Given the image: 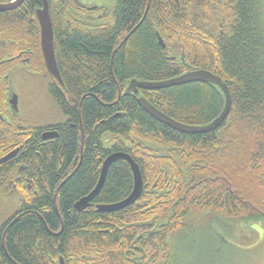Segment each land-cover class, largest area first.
<instances>
[{"label": "trees", "instance_id": "trees-1", "mask_svg": "<svg viewBox=\"0 0 264 264\" xmlns=\"http://www.w3.org/2000/svg\"><path fill=\"white\" fill-rule=\"evenodd\" d=\"M47 2L63 82L50 81L49 92L65 120L24 125L0 106V160L21 148L0 165V199L19 200L0 224V264H171L176 237L203 224L221 219L240 230L264 222V0H113L108 8ZM43 4L25 0L0 13V63L21 49L42 61ZM198 69L225 81L232 98L225 124L209 134L171 129L138 97L179 123L203 126L222 112L216 87L124 90L133 79L159 82ZM3 95L0 83V103ZM47 131L58 136L43 141ZM115 153L138 165L141 198L119 212H98L133 191L132 169L120 160L79 213L76 203L95 189Z\"/></svg>", "mask_w": 264, "mask_h": 264}, {"label": "rangeland", "instance_id": "rangeland-1", "mask_svg": "<svg viewBox=\"0 0 264 264\" xmlns=\"http://www.w3.org/2000/svg\"><path fill=\"white\" fill-rule=\"evenodd\" d=\"M81 1L90 7L108 8L113 5V0ZM13 89L17 96V119L24 125L44 126L65 120L45 82L26 80ZM18 204L15 197L0 199V224ZM204 225L176 237L171 264H264V222L252 223V226L245 224L240 230L234 224L232 231L222 226L219 229L216 224ZM253 231L259 234V238L255 236L253 239ZM247 250L249 252H245Z\"/></svg>", "mask_w": 264, "mask_h": 264}, {"label": "water", "instance_id": "water-1", "mask_svg": "<svg viewBox=\"0 0 264 264\" xmlns=\"http://www.w3.org/2000/svg\"><path fill=\"white\" fill-rule=\"evenodd\" d=\"M24 2L25 0H12L10 3L0 4V13H5V12L18 9L24 4ZM148 10H149V7L145 13L144 19L146 18ZM37 19H38L40 31H41V50H42V54L44 57L47 70L49 74L60 83V85H63V82H62V79H61V76L58 70L56 56H55L54 31H53V25H52V21L50 17L49 4L47 0H44L43 8L37 12ZM159 42L162 48L165 49L166 45L161 37H159ZM4 62L5 61H3V63ZM191 83H205V84L212 85L216 87L222 95V98H223L222 112L216 119H214L212 122H210L207 125L190 126V125L179 123L175 121L174 119L168 117L167 115L163 114L162 112H160L142 95L138 97V103L143 108V110L147 114H149L152 118H154L158 122L182 134L205 135V134H209L211 132L217 131L225 124L230 114L231 107H232V98H231L230 90H229L227 83L223 81L220 77H218L217 75L213 74L212 72L208 70H204V69L191 70L180 76H177L172 79L165 80V81H159V82H149V81H144V80L133 79L128 82L127 87L124 90L126 94L139 95L140 91H159V90L168 89V88H172L176 86L187 85ZM11 98L12 99H11L10 104L12 106V110L15 113H17L18 111L17 96L15 95L14 90L11 93ZM0 119H3L1 114H0ZM57 136H58L57 132L47 131L42 135V140L43 141L52 140L56 138ZM20 150L21 148L19 147L15 149L14 151H12L11 153H9L4 158H2L0 160V165H3L11 161L13 158L16 157V155L19 153ZM120 160L126 161L132 169L133 178H134L133 191L130 194V196L123 201H120L118 203L111 204V205L97 206L98 212L107 213V214L119 212L121 210H124L134 205L141 198L142 193H143V178H142V174L140 172L138 165L128 154L115 153V154L108 156L103 162L100 178H99L98 184L95 187V189L88 196L82 198L80 201L76 203L75 209L79 213L84 212L91 206L93 201L100 194L105 184L106 177H107L110 167L114 163ZM60 264H64L63 260L60 261Z\"/></svg>", "mask_w": 264, "mask_h": 264}, {"label": "flooded vegetation", "instance_id": "flooded-vegetation-1", "mask_svg": "<svg viewBox=\"0 0 264 264\" xmlns=\"http://www.w3.org/2000/svg\"><path fill=\"white\" fill-rule=\"evenodd\" d=\"M40 52H41L42 61L40 60L38 54L33 52L32 50L21 49V50L13 51L12 56H10L8 59L5 60L6 62L0 63V70H2V66H7L5 68L4 73L0 75V83L4 85V95H3V100L0 103V106H1V110L4 112L5 116L8 119L9 118L12 120L14 119L15 121H18V122L20 121L17 119V113H15L12 110V106L10 104L11 99H12L11 93L13 92L14 90L13 88H15L16 85L26 80H31V79L40 80L47 84L48 90H49V82L57 81L55 78H53L49 74L47 70L44 57L42 54V50H41V41H40ZM204 218L208 221V219H212L214 217L210 214H207L205 215ZM219 220L222 223L218 225L219 229L221 226L222 228L226 227L227 231L228 230L232 231V229L235 228L234 224H230V223L224 224L225 220H221V219ZM236 228L239 230L240 227L236 226ZM251 235L253 236V239L255 238V236L259 238V234L254 231H253V234ZM245 252H249V250Z\"/></svg>", "mask_w": 264, "mask_h": 264}, {"label": "bare ground", "instance_id": "bare-ground-1", "mask_svg": "<svg viewBox=\"0 0 264 264\" xmlns=\"http://www.w3.org/2000/svg\"><path fill=\"white\" fill-rule=\"evenodd\" d=\"M97 199V198H96ZM6 234V233H5ZM68 260V259H67ZM70 263V262H69Z\"/></svg>", "mask_w": 264, "mask_h": 264}]
</instances>
